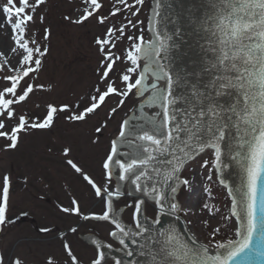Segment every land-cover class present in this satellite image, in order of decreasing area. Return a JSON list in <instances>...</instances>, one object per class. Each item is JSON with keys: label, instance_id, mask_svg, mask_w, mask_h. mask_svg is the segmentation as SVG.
Listing matches in <instances>:
<instances>
[{"label": "snow or ice", "instance_id": "6c2138e0", "mask_svg": "<svg viewBox=\"0 0 264 264\" xmlns=\"http://www.w3.org/2000/svg\"><path fill=\"white\" fill-rule=\"evenodd\" d=\"M115 2L122 7L110 6L108 14L101 15L104 9L99 0H81L83 7L76 18L63 17L75 25L89 19L108 25L94 40L101 57L96 69L99 79L81 101L86 100V106L81 109L79 103L73 108L71 102L59 106L49 102L45 114L34 118L18 113L17 108L37 90H45L37 80L50 45L27 38V30L46 0H5L0 5L4 15V25L0 26L11 29L12 42L11 61L5 57L0 65V71L6 68L10 73L3 76L10 86L0 90V138L6 141L3 151L15 150L22 132L51 129L64 113H68L65 121L84 123L97 115L107 99L116 96L117 104L109 107L106 119L95 128L96 134H102L108 121L134 95L138 103L122 117L109 140L102 161L103 183L98 184L73 159H66L94 196L103 201V211L85 215L76 198L69 207L61 205L59 211L84 220L109 222L108 235L120 246L117 250L129 258L141 257L135 264H264V0H152L148 17L152 39L148 41L143 28L139 36L128 34L129 29L143 25L144 21L132 18L141 12L145 0ZM117 14L123 17L119 26L109 23ZM39 19L44 21L45 16L39 15ZM50 36L51 29L45 28L43 39L48 41ZM125 37L130 47L117 55L113 51L116 42ZM117 62L128 66L111 78ZM51 89L49 84L47 90ZM5 117L8 121L18 117L10 130ZM99 139L97 135L91 142L98 144ZM63 151L67 158L70 149ZM206 151L211 156L200 167L208 170V181L213 171L219 176L229 167L225 158L238 163L244 173L239 188L227 189L230 217L225 219L234 218L235 239H216L220 228L204 219L199 225L206 233L202 243L191 218L196 213L182 206L178 198L182 189L192 188L193 182L182 176L186 162ZM27 180L25 177L24 182ZM219 183L225 184L222 177ZM124 185L132 197L126 205L132 208L131 224L121 219L124 209L114 210V200L124 196ZM11 190L12 177L6 173L0 178V232L16 222L9 216ZM149 203L155 209V219L143 215ZM208 207L205 203L202 210ZM181 213L186 224L183 235L171 222L165 226L162 219H179ZM40 231L47 234L51 229ZM70 231L75 233L76 229ZM187 231L193 234L188 236ZM61 238L71 264H81L63 233ZM130 245L136 248L129 250ZM90 246L94 256L89 264H108L103 249L112 245L90 238ZM112 259L113 264H125L122 259ZM0 264L24 261L18 256H9L6 261L0 253ZM47 264L55 262L49 258Z\"/></svg>", "mask_w": 264, "mask_h": 264}, {"label": "rangeland", "instance_id": "374dc122", "mask_svg": "<svg viewBox=\"0 0 264 264\" xmlns=\"http://www.w3.org/2000/svg\"><path fill=\"white\" fill-rule=\"evenodd\" d=\"M4 2L5 0H0V5ZM99 2L104 9L101 15H107L110 6L122 7L116 5L115 0H99ZM128 2L131 3L132 0ZM151 3L152 0H145L137 17L132 18L129 15L134 21L136 19L144 21L136 30L129 29V35L134 32L139 36L140 28H143L144 40L151 39L148 30ZM82 7L81 0H46L39 9V15L45 16L44 21H41L38 15L35 22L28 25L27 38L35 39L42 46L50 45V52L44 58L43 70L37 80V83L45 85V90H37L31 94L27 103L18 106V113H28L33 118L37 115L42 117L49 102L56 106L71 102L73 108L79 103L81 109L86 106L87 101H81L92 91L99 79L96 69L100 66L101 57L94 40L96 36L105 32L108 25H100L95 19H89L82 25H75L63 19L64 16L76 18ZM122 22L123 17L119 14L109 21L116 26ZM0 25H4L2 13H0ZM45 28L51 29L48 41L43 39ZM10 36L11 29L0 26V52H5V56H0V65L5 63V57L9 61L12 59L9 50V45L12 43ZM129 47L130 42L125 37L116 42L113 51L117 55H122ZM126 66L128 65L124 62H117L111 78H115ZM7 74L10 73L6 68L0 71V90L10 86L3 79ZM49 84L52 85L51 90H47ZM117 102L116 96L107 99L97 115L89 116L84 123L67 122L64 117L68 113H64L55 120L54 126L49 130H34L28 134L22 132L19 134V145L15 150L3 151L6 141L0 138V178L6 173L12 177L9 216L16 220L14 225L0 232V253H3L6 261L9 256L13 259L18 256L24 264H47L49 258L55 264H71V259L63 248L61 233L64 234L73 254L81 263L92 259L93 247L75 238L74 233L70 231L72 228L76 229L75 233L94 234L108 244H116L108 235L111 230L109 222L84 220L80 215L59 211V207L61 205L69 207L72 198H76L81 212L85 215L102 210V201L94 196L93 190L83 178L67 165L66 159H73L82 166L98 184L104 182L102 161L122 114L128 113L133 105L132 95L127 98L122 110L108 121V127L102 134H96L95 128L106 119L109 107L115 106ZM5 120L10 130V127L18 121V117L17 121H8L6 117ZM85 129L88 131L86 132ZM97 135L100 137L99 143L93 144L91 141ZM65 147L70 149L67 158L63 151ZM209 157V151H206L192 159L190 163L187 162L182 176L193 182L192 188L182 189L178 198L182 206L196 213L191 218L196 225L195 235L200 240L204 241L206 235L199 226L204 219H209L213 227L220 228L221 231L216 239L225 240L233 234L230 219H225L229 215L223 186H217L214 171L212 180L208 181L206 179L208 170L200 167L203 160ZM25 177L28 178L27 183L24 182ZM131 199L128 191H124V196L113 202L116 210L117 204H121L120 209H124L121 218L129 224H131V208H127L126 205ZM205 203L209 207L202 210ZM21 213L27 214L21 215ZM181 215L185 221L183 213ZM44 227L51 231L47 234L41 232L40 229Z\"/></svg>", "mask_w": 264, "mask_h": 264}, {"label": "water", "instance_id": "95a60500", "mask_svg": "<svg viewBox=\"0 0 264 264\" xmlns=\"http://www.w3.org/2000/svg\"><path fill=\"white\" fill-rule=\"evenodd\" d=\"M151 4H152V3H151ZM150 10H151V7H150ZM149 15H150V11H149ZM151 36H152V33H151ZM132 100H133V105L136 104V103H138V100H137V98H136L134 95H132ZM133 105H132V107H133ZM132 107H131V108H132ZM145 111L147 112V111H149V110L146 108ZM125 114H126V113H123V114H122V117H124ZM122 117H121V119H122ZM121 119H120V121H121ZM117 128H118V126H117ZM115 132H116V131H115ZM114 135H115V134H114ZM209 154H210V156H211V152H210V151H209ZM225 162H227V163L229 164V167L226 168V169H224L223 172H222V174H219L218 178L222 177V178L224 179V181H225V184H224V185H225V187H226V190L228 189V187H231L233 190H235V189H237V188H239V187L241 186L242 181H243V179H244V173H243V171H242L240 165H239L238 163L232 161L230 158H225ZM214 175H215V180H216V184H217V186H222V185L218 182V180H217L216 172H215V171H214ZM115 182H116V178L113 177V186H115ZM223 190H224V195H225V200H226V205H227L228 215H229V217H230V198L228 197L227 192H226L224 186H223ZM124 191H128V186H127V185H124ZM120 207H121V204H117V210H119ZM103 208H104V204H103V201H102V210H101V211H98V212H96V213H100V212H102V211H103ZM114 210H116V209L114 208ZM131 213H132V208H131ZM144 214L146 215V217L148 216L149 219H150V218H151V219L154 218V216H155V209H154V207L152 206V204L149 203V204L145 205L143 215H144ZM145 215H144V216H145ZM179 217H180L179 219H177L176 217H164V218H162V219H163V223L165 224V226H167V225L169 224V222H171L172 224L175 225L177 231L180 232V233L183 235V234H185V232H186V230H185L186 227H185V224H184V222H183V220H182V218H181L180 215H179ZM155 218H156V216H155ZM155 218H154V219H155ZM121 219H122V218H121ZM229 219H230V224H231V229H232V234H233V236H231V237H229V238H227V239H230V238L235 239V237H234L235 220H234V218H229ZM131 223H132V220H131ZM186 234H187L188 236L192 235V234H191V231H187ZM85 235H88V234L74 233V237H75V238H77V239H79V240H81V241H84V242H86V243H88V244H90V243H89V242H90V238H96V239H99V238H97V237L94 236V235H89V236H85ZM83 236H85V239H87L89 242H87V241L83 238ZM109 238H111V237H109ZM227 239H225V240H227ZM99 240H100V239H99ZM100 241H101V240H100ZM200 241H201L202 243L204 242V241H202V240H200ZM115 242H116V241H115ZM101 243H102V244H106V243L103 242V241H101ZM112 246H113V247H112L111 249H107V248H105V249H103V251L109 253L110 256H111L112 258H119V259L124 260V261H125V264H129L130 261H131V264H135V261L141 259V257H140L139 255H137V256H133V257L129 258V257H127L122 251H118L117 249H119L118 247H120V246L118 245L117 242H116V244H114V245H112ZM114 247H115V248H114ZM135 248H136L135 245H130L129 250H133V249H135ZM110 256L107 255V257L109 258V259H108V264H113V259H112ZM89 261H90V260L85 261V262H82L81 264H89Z\"/></svg>", "mask_w": 264, "mask_h": 264}, {"label": "bare ground", "instance_id": "6f19581e", "mask_svg": "<svg viewBox=\"0 0 264 264\" xmlns=\"http://www.w3.org/2000/svg\"><path fill=\"white\" fill-rule=\"evenodd\" d=\"M151 39H152V36H151ZM151 39H150V40H151ZM185 230H186V229H185ZM191 234H192V233H191Z\"/></svg>", "mask_w": 264, "mask_h": 264}]
</instances>
